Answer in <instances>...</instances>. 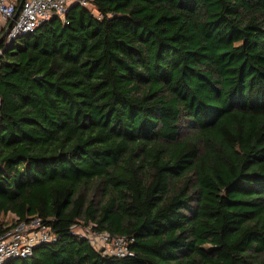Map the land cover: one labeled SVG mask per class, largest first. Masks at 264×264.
Here are the masks:
<instances>
[{"label": "trees", "instance_id": "obj_1", "mask_svg": "<svg viewBox=\"0 0 264 264\" xmlns=\"http://www.w3.org/2000/svg\"><path fill=\"white\" fill-rule=\"evenodd\" d=\"M66 17L0 34V230L38 216L57 236L6 264H264V0Z\"/></svg>", "mask_w": 264, "mask_h": 264}, {"label": "built area", "instance_id": "obj_2", "mask_svg": "<svg viewBox=\"0 0 264 264\" xmlns=\"http://www.w3.org/2000/svg\"><path fill=\"white\" fill-rule=\"evenodd\" d=\"M90 1L74 0L73 2L88 6ZM18 5L20 6L18 0H0V27L1 30L4 29L8 41L18 38L21 34L35 31L41 24L53 17H61L68 22L66 16L72 0H25L18 17L14 19ZM1 53L2 50H0ZM1 106L0 94V109ZM77 227L85 229L87 233L77 230ZM73 229L89 238L103 254L118 256L134 254L130 247L133 239L127 236L116 235L107 230L96 231L91 225L85 227L74 225ZM56 239L57 236L52 227L38 216L29 220H20L14 226H4L0 230V264H6L16 257L28 258L33 255L39 244Z\"/></svg>", "mask_w": 264, "mask_h": 264}, {"label": "water", "instance_id": "obj_3", "mask_svg": "<svg viewBox=\"0 0 264 264\" xmlns=\"http://www.w3.org/2000/svg\"><path fill=\"white\" fill-rule=\"evenodd\" d=\"M24 2H25V0H21V3H20V6L18 7V9H17V12H16V14H15V16H14V19H16L17 17H18V15H19V13H20V11H21V8H22V5L24 4ZM12 25V22H11V24H10V26ZM25 34H21L19 37H21V36H24ZM5 36V33L3 34V36H2V38ZM36 79L37 80H40L41 79V77L40 76H36ZM31 257V256H30ZM16 258H22V257H16Z\"/></svg>", "mask_w": 264, "mask_h": 264}, {"label": "rangeland", "instance_id": "obj_4", "mask_svg": "<svg viewBox=\"0 0 264 264\" xmlns=\"http://www.w3.org/2000/svg\"><path fill=\"white\" fill-rule=\"evenodd\" d=\"M73 1H74V0H72V2H73ZM96 13L98 14V12H96ZM0 34H1V27H0ZM17 43L20 44V43H21V39H18V40H17ZM15 171H16V170H15ZM16 173H18V172H16ZM13 219H14L13 217H9V221H10V222L13 221ZM77 230H79V231H81V232L83 231V232H86V233H87V231H85V229H82L81 227H77ZM18 262L21 263V262H22V259L18 260Z\"/></svg>", "mask_w": 264, "mask_h": 264}, {"label": "crops", "instance_id": "obj_5", "mask_svg": "<svg viewBox=\"0 0 264 264\" xmlns=\"http://www.w3.org/2000/svg\"><path fill=\"white\" fill-rule=\"evenodd\" d=\"M72 4H74V2H72ZM5 217V220H9V217H14L13 213H8Z\"/></svg>", "mask_w": 264, "mask_h": 264}]
</instances>
